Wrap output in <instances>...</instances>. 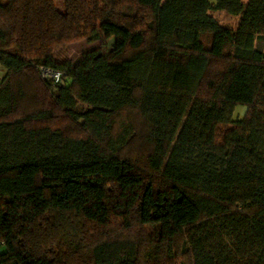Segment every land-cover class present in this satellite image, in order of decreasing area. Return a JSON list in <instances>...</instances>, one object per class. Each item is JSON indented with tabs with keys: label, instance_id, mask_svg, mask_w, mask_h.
Returning <instances> with one entry per match:
<instances>
[{
	"label": "trees",
	"instance_id": "16d2710c",
	"mask_svg": "<svg viewBox=\"0 0 264 264\" xmlns=\"http://www.w3.org/2000/svg\"><path fill=\"white\" fill-rule=\"evenodd\" d=\"M0 66V264H264V0H0Z\"/></svg>",
	"mask_w": 264,
	"mask_h": 264
},
{
	"label": "rangeland",
	"instance_id": "374dc122",
	"mask_svg": "<svg viewBox=\"0 0 264 264\" xmlns=\"http://www.w3.org/2000/svg\"><path fill=\"white\" fill-rule=\"evenodd\" d=\"M245 2V0H241ZM3 2V1H2ZM56 7L59 11H63V5L61 2L56 4ZM211 14L217 20L219 25L225 30L228 39H232L234 32L236 30L239 16H232L223 11H212ZM113 40L112 37L104 39L101 38L98 41L88 43L84 40L76 41L68 44L65 47H55L53 50L54 60L56 62H61L64 60H69L72 63H76L81 55L85 52L93 51H104L108 50L112 46ZM256 47L261 49L263 44L261 42L256 43ZM5 74V69L0 66V79ZM77 111H83L86 109L84 104L77 105ZM245 112V107L237 106L231 119L234 121L243 117ZM0 250L4 251V248L0 246Z\"/></svg>",
	"mask_w": 264,
	"mask_h": 264
},
{
	"label": "built area",
	"instance_id": "2783aa9c",
	"mask_svg": "<svg viewBox=\"0 0 264 264\" xmlns=\"http://www.w3.org/2000/svg\"><path fill=\"white\" fill-rule=\"evenodd\" d=\"M38 71L42 77L46 79L48 78L52 80L54 83H59L61 85L64 84V80L62 79V73L60 71H54L50 68H43V67H39Z\"/></svg>",
	"mask_w": 264,
	"mask_h": 264
},
{
	"label": "crops",
	"instance_id": "0c3cea01",
	"mask_svg": "<svg viewBox=\"0 0 264 264\" xmlns=\"http://www.w3.org/2000/svg\"><path fill=\"white\" fill-rule=\"evenodd\" d=\"M0 252H2V250H0Z\"/></svg>",
	"mask_w": 264,
	"mask_h": 264
}]
</instances>
